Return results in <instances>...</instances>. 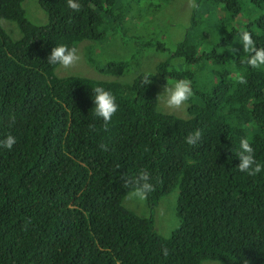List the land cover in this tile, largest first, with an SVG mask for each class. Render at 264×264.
Segmentation results:
<instances>
[{"label":"trees","instance_id":"1","mask_svg":"<svg viewBox=\"0 0 264 264\" xmlns=\"http://www.w3.org/2000/svg\"><path fill=\"white\" fill-rule=\"evenodd\" d=\"M195 1L173 49L152 36L154 15L144 32L127 30L161 0H78L79 12L67 0H37L41 24L24 0H0V139L16 137L11 150L0 148V264H264V168H235L242 137L264 165V67L243 62L252 49L241 43L247 31L264 48V0ZM108 34L130 56L94 66ZM82 40L93 41L87 62L115 77L55 73L51 48ZM152 48L166 52L154 72L124 81L129 61ZM179 79L193 93L184 115L158 100V84ZM96 87L118 104L106 128L94 114ZM194 130L201 140L187 145ZM141 169L155 201L179 189L180 222L167 236L151 214L123 204L133 188L123 178Z\"/></svg>","mask_w":264,"mask_h":264},{"label":"rangeland","instance_id":"2","mask_svg":"<svg viewBox=\"0 0 264 264\" xmlns=\"http://www.w3.org/2000/svg\"><path fill=\"white\" fill-rule=\"evenodd\" d=\"M143 1V0H141ZM195 0H161L159 3H150L151 9L144 12V16L141 18L133 20L128 26V33L139 34L146 30L145 20L147 15H154L158 20V27L160 30L152 31V33L165 34L166 43L171 48H176V43L180 41L185 29L189 27L190 15L194 8ZM23 7L25 9L27 17L35 23L41 24L45 22V12L38 5L37 0H24ZM140 17V16H139ZM4 26L7 30L11 31L13 36H17V30L15 26L10 22H4ZM148 30V29H147ZM93 41L82 40L77 45L78 54L80 55V60L73 66L64 69L59 66L56 67L55 73L57 75H82L92 78H113L115 77L112 73L103 72L101 68H95L96 65H101L102 63L99 59H103L104 62L108 58L114 57H126L130 56V52H125L124 49L128 48L123 46L117 35L108 34L106 38L101 40L98 45V52H103L102 57H97L96 64L94 66L90 65L86 56L84 55V47L87 45H92ZM132 45V47H134ZM130 47V46H129ZM130 47V48H132ZM172 49V50H173ZM152 52H145L138 54L136 58L129 61L127 69L133 68L132 71L127 74H123L121 78L124 81L131 80L135 74H139L142 70H151L149 72H154L156 61L161 55H154ZM99 55V54H98ZM119 55V56H117ZM122 55V56H121ZM162 56H166V52L162 53ZM99 58V59H98ZM126 69V70H127ZM125 70V71H126ZM159 86L158 91L162 93L164 86ZM159 93V104L160 107L168 111L179 112V115H183L184 107L181 109H169L162 103L163 95ZM132 189L129 191V193ZM129 193H127L123 199V204L132 210H134L139 215L151 214L154 217L155 228L162 235H169L171 231L179 225V218L177 215V199L179 197V189L175 188L168 194L160 198L157 203H153L151 197H148L144 202H136L129 199ZM201 264H219L216 261H204Z\"/></svg>","mask_w":264,"mask_h":264},{"label":"clouds","instance_id":"3","mask_svg":"<svg viewBox=\"0 0 264 264\" xmlns=\"http://www.w3.org/2000/svg\"><path fill=\"white\" fill-rule=\"evenodd\" d=\"M67 6L75 12H79L81 9V5L78 0H67ZM151 34L153 37L166 40L165 34ZM181 40L182 38L180 41ZM241 43L244 48L252 49L251 53L243 62L253 69L264 67V48L255 47L253 45L252 38L247 31L241 33ZM131 49H133V47ZM145 52H152L155 53L154 55H161L159 56L158 60L165 58L162 56L163 51H157L152 48L151 51L144 50L143 53ZM46 60L51 65H56L60 68L67 69L75 65L80 60V55L78 54L76 47H69L67 45L60 44L51 48ZM132 71L135 70L133 68H129L124 74L130 73ZM136 75L137 74H135V76ZM161 86H164L163 91L162 93L161 91L158 92V95L159 93L163 95L162 103L169 109H181L182 107H185L186 102L193 94L191 82L185 79H179L176 82L171 81L170 83ZM92 92L93 95L91 99L94 108V114L97 118H100L103 121V124L106 128L109 122L112 120L113 115L117 112L118 104L116 103L115 97L108 90L102 87H96L92 89ZM167 111L168 110H165V112ZM176 113L179 114V112ZM200 140L201 132L199 130H194L184 138V142L190 146L198 145ZM15 143L16 137L12 134H8L3 139H0V148L11 150ZM106 147V145H101V148ZM236 157L238 158L239 162L235 168L239 172H244L248 175H254L261 172L262 168H264V165L258 163L255 159L254 148L247 138H240L239 151L236 154ZM123 179L125 185L131 184L133 186L132 191L129 193V199L136 202H144L148 197H151L153 203H157L159 201H155V196L152 192L154 190V184L151 182L152 177L148 170L141 169L134 176L125 177ZM162 253L167 255V249H163Z\"/></svg>","mask_w":264,"mask_h":264}]
</instances>
